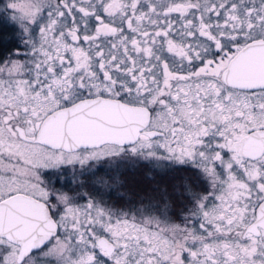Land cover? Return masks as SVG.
Listing matches in <instances>:
<instances>
[{"label": "snow or ice", "instance_id": "1", "mask_svg": "<svg viewBox=\"0 0 264 264\" xmlns=\"http://www.w3.org/2000/svg\"><path fill=\"white\" fill-rule=\"evenodd\" d=\"M0 264H264V0H0Z\"/></svg>", "mask_w": 264, "mask_h": 264}]
</instances>
